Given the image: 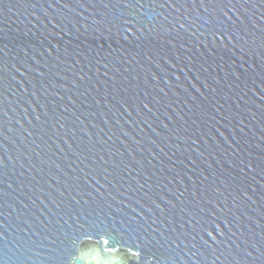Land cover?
Masks as SVG:
<instances>
[{
    "label": "water",
    "instance_id": "95a60500",
    "mask_svg": "<svg viewBox=\"0 0 264 264\" xmlns=\"http://www.w3.org/2000/svg\"><path fill=\"white\" fill-rule=\"evenodd\" d=\"M0 264H264V0H0Z\"/></svg>",
    "mask_w": 264,
    "mask_h": 264
},
{
    "label": "snow or ice",
    "instance_id": "6c2138e0",
    "mask_svg": "<svg viewBox=\"0 0 264 264\" xmlns=\"http://www.w3.org/2000/svg\"><path fill=\"white\" fill-rule=\"evenodd\" d=\"M87 235V234H86ZM88 243V241H85V244H87ZM104 244H108V241L107 240H105L104 241Z\"/></svg>",
    "mask_w": 264,
    "mask_h": 264
}]
</instances>
